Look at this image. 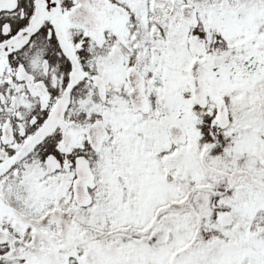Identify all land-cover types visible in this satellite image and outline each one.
<instances>
[{"label": "snow or ice", "instance_id": "6c2138e0", "mask_svg": "<svg viewBox=\"0 0 264 264\" xmlns=\"http://www.w3.org/2000/svg\"><path fill=\"white\" fill-rule=\"evenodd\" d=\"M0 264H264V0H0Z\"/></svg>", "mask_w": 264, "mask_h": 264}]
</instances>
